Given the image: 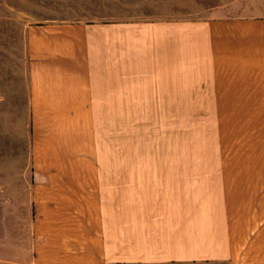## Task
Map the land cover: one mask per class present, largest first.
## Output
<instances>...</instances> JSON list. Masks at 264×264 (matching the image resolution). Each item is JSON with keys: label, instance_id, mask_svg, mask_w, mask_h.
<instances>
[{"label": "crops", "instance_id": "obj_1", "mask_svg": "<svg viewBox=\"0 0 264 264\" xmlns=\"http://www.w3.org/2000/svg\"><path fill=\"white\" fill-rule=\"evenodd\" d=\"M23 41L18 77L0 75L27 93L26 152L0 165V264H264V156L125 155L139 114L173 132L169 79H264L263 16L50 20Z\"/></svg>", "mask_w": 264, "mask_h": 264}, {"label": "rangeland", "instance_id": "obj_2", "mask_svg": "<svg viewBox=\"0 0 264 264\" xmlns=\"http://www.w3.org/2000/svg\"><path fill=\"white\" fill-rule=\"evenodd\" d=\"M212 9L264 17V0H0V75L8 76L12 70V76L18 77L24 52L23 29L30 24L73 19H195ZM169 80L173 132L160 131L161 110L142 117L139 114L133 119L138 127L131 140L135 145L126 142V156H264V79ZM26 109L24 79H0V159H4L0 165L5 164L6 156L17 157L20 162L26 152L22 139ZM110 120L103 137L109 154L115 156L116 127L115 120ZM163 139L171 148L164 146Z\"/></svg>", "mask_w": 264, "mask_h": 264}]
</instances>
